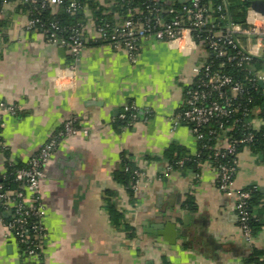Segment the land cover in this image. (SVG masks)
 Segmentation results:
<instances>
[{"label": "crops", "instance_id": "crops-1", "mask_svg": "<svg viewBox=\"0 0 264 264\" xmlns=\"http://www.w3.org/2000/svg\"><path fill=\"white\" fill-rule=\"evenodd\" d=\"M0 20V103L16 110L14 115L0 110V141L6 147L0 149V176L8 158L23 165L67 118L80 129L57 142L42 168L44 264H256L252 256L264 251V226L252 244L245 240L236 196L220 191L217 171L205 161L167 170L161 160L171 144L198 152L189 127L176 116L184 108L193 67L210 56L205 47L190 36L177 44L150 36L139 42L132 63L89 24L69 77L68 51L47 43L39 30L28 31L27 12L17 3L2 5ZM259 88L264 95V86ZM255 104L262 106L264 97ZM129 105L136 108V120L120 126ZM122 157L144 175L132 196L114 178ZM237 160L234 190L252 187L264 196L262 152L242 148ZM117 213L122 218L115 222ZM7 216L0 215V264H25L4 225Z\"/></svg>", "mask_w": 264, "mask_h": 264}, {"label": "built area", "instance_id": "built-area-1", "mask_svg": "<svg viewBox=\"0 0 264 264\" xmlns=\"http://www.w3.org/2000/svg\"><path fill=\"white\" fill-rule=\"evenodd\" d=\"M9 1L2 0V5ZM11 1L17 4L40 2L42 7L50 8L63 4V0ZM182 4H184L182 11L189 14L191 19V27H202L207 15L206 9L199 4V0H183ZM66 9L69 13H74L83 10L84 7L80 0H68ZM146 10L154 16H141V12L134 9L128 17L116 20L111 27L107 23L93 21L89 15L87 23L72 28L67 39L58 37L60 28L55 21L50 22L47 28L39 29L36 27L39 20L32 17L31 12H27L26 29L39 30L47 43L68 51L70 61L67 70L69 77H72L83 48L82 37L89 24L103 42L114 49L124 50L132 63L136 61L139 42L142 39L153 36L168 43L177 44L185 37H191V28L184 26L177 17L164 21L158 16L159 9L153 5H147ZM175 10L170 7L168 13L173 14ZM250 12L253 14L252 19L248 16ZM263 15L254 10L250 11L248 8L244 25L228 23L220 28L214 25L209 27L207 30L209 36L196 44L205 47L212 59L204 60L193 67L192 81L183 92L184 108L176 116L179 122L190 127V132L197 142L203 140L206 135V139L211 143L208 149L211 150L214 160L224 159L223 162L209 165L218 173L220 191L226 195L235 194L234 209L238 224L249 244H252L255 238L247 225L246 207L250 191L245 188L234 190L233 186L238 167V153L253 142L255 132L261 131L264 138V119L261 118V114L264 113V104L262 106L255 104L258 97H264L259 88V84L264 86V21H257ZM237 36L246 39L245 44L240 42ZM226 67L233 69L236 73L233 75L224 72ZM0 110L10 115L16 113L14 107L4 103H0ZM126 112L130 114V121L127 124L130 125L136 120L137 111L131 105L126 106L120 119L125 117ZM218 119H224L229 122V125L219 123L215 128L208 129L206 133L202 132V129L210 122ZM81 131L84 134L87 132L86 129ZM79 132L80 129L75 126V119L67 118L61 128L52 134L38 151L23 165L13 170L14 180L20 185L19 189H4L0 182V209L3 213H8L9 217L8 221H4V225L16 241L19 252L21 251L19 245H24L21 253L25 255V261L44 264L42 254L48 235L40 222L45 213L40 200L39 184L42 168L49 161L60 139ZM0 149L6 150L1 141ZM16 163L11 158L7 159V165ZM177 164L181 166L182 160H179ZM166 169L171 168L167 166ZM143 176L137 166L133 170V180L130 184L133 192L140 187ZM28 218L33 220L32 223L28 222Z\"/></svg>", "mask_w": 264, "mask_h": 264}, {"label": "trees", "instance_id": "trees-1", "mask_svg": "<svg viewBox=\"0 0 264 264\" xmlns=\"http://www.w3.org/2000/svg\"><path fill=\"white\" fill-rule=\"evenodd\" d=\"M13 2V1H9ZM68 0H63V4L55 7H42L40 2L35 3H21L18 6L25 10L26 12H31L32 17L39 20L36 24L37 28H47L48 24L55 21L60 28L58 37L62 39H67L71 33V29L79 26L85 25L87 23V17L84 14V10L87 8L90 11V15L93 21L100 23H107L110 25L115 23L116 20H123L128 17L132 10L136 9L141 12V16L153 17L154 14H150L146 10L147 5H153L155 8L159 9L158 16L164 21H169L173 17L180 19L184 26L191 28V37L196 43L204 41L209 36V27L211 25L216 26V28L223 27L228 23H237L244 25L245 23V13L246 9L249 7V0H199V4L206 9V18L204 20V25L200 28L191 27V19L189 14L182 11V6L184 4L178 3L177 0H107L105 3H100L97 0H80L84 9L75 11L74 13H69L66 9ZM2 6V0H0V9ZM173 7L175 12L173 14L168 13V9ZM4 26V21L0 20V29ZM215 30V29H213ZM212 59L211 56L205 60ZM224 72L235 74L236 72L226 67ZM130 121V114L125 113V117L117 121L120 126L127 125ZM222 123L224 125H229V122L224 119H218L210 122L206 127L202 129L203 133H206L208 129L215 128L216 125ZM190 128V127H189ZM233 131H236L232 129ZM198 152L195 155L188 153L184 148L171 144L163 152L161 160L166 163L171 169L174 168H194L197 164L205 161L207 163H217L223 162L224 159L217 158L214 160L212 157L211 150L208 146L211 145L210 141L205 138L199 142ZM248 147L256 152H262L264 158V138L261 135V131L255 132V137L252 143L248 144ZM182 160V165L179 166L177 162ZM21 163H16L15 165H7L4 175L0 176V182L3 184L4 189H19V182L14 180L13 170L16 167H20ZM127 168V169H126ZM137 168L135 162L130 158L122 157L120 160V169L115 172V180L121 182L132 196V190L130 189V184L133 180V170ZM250 191V197L247 200V212L248 219L247 225L251 229L254 236L259 233V231L264 226V196L252 187H247ZM108 212L110 217H113V208L108 206ZM3 211L0 209V215ZM122 218L121 214L115 216L114 221L117 222ZM9 217L5 218L8 221ZM32 219L28 218V222L32 223ZM124 230L127 233V238H132V229L127 224H124ZM24 245L20 244L19 248L22 251ZM19 252L25 264H37L33 261H25L26 257ZM264 258V251L254 250L252 260L256 264H264L261 261Z\"/></svg>", "mask_w": 264, "mask_h": 264}, {"label": "water", "instance_id": "water-1", "mask_svg": "<svg viewBox=\"0 0 264 264\" xmlns=\"http://www.w3.org/2000/svg\"><path fill=\"white\" fill-rule=\"evenodd\" d=\"M179 2L182 3L183 0H179ZM251 9L260 13V14H264V0L252 1Z\"/></svg>", "mask_w": 264, "mask_h": 264}]
</instances>
